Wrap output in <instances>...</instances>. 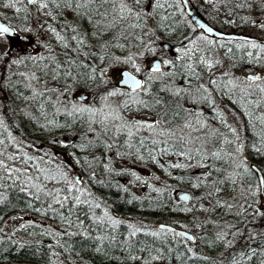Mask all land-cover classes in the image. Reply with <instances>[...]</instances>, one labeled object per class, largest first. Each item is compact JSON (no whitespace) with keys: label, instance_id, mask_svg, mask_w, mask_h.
Masks as SVG:
<instances>
[{"label":"snow or ice","instance_id":"obj_1","mask_svg":"<svg viewBox=\"0 0 264 264\" xmlns=\"http://www.w3.org/2000/svg\"><path fill=\"white\" fill-rule=\"evenodd\" d=\"M205 2L216 7L215 0H205ZM96 3L97 0H26V3H24V0H8V3L4 4L5 8H14L17 14L24 11L28 15H31L29 7L34 6L36 12L45 17L44 20H41L40 15L37 16V27L35 28L28 26L27 16L24 18V26L20 28H13L5 22H0V42L7 45L5 50L0 52V66L10 72L14 67L23 66L28 68L29 64L32 65L31 70L19 72V76L24 78L26 81L25 87L31 92V96L25 97V99L38 101L37 110L40 117L36 119L43 118L45 121L39 125L40 128L51 132L53 129L70 127L73 122L86 123L85 134L89 138L86 144L79 145L82 151L101 145L105 149L111 150L114 147H119L116 142L123 137L125 138L123 147L127 151L123 154L118 151L117 155L135 157L138 160H144L141 152L147 143L140 134L148 132L151 137L150 143L153 146V149L149 150V156L154 161L156 156L153 155V150L157 146L171 145L172 148L179 146L178 150L171 154L183 157L186 162H176L171 164L170 167L176 169L199 167L210 170L203 177L197 178V182L192 184L193 188H199L201 187V181L209 180L212 171H222L220 168L213 169L209 161H222L225 157L230 161L232 171L225 176L224 180L213 181L212 187L215 192L220 191V184L226 182L236 184L242 174L255 175L256 173L247 164L244 156V144L241 141L238 129L227 123L223 112L218 113V116L221 123L229 128L235 138L234 151L226 152L223 148L215 147L214 142L218 139H222L226 145L233 144V141L229 140L219 129H209L207 122L201 118L203 113L189 112L188 115L191 119H186L178 131L164 128L161 119L146 122L136 119L135 116H129L128 113L133 108L136 111L151 110L162 103L159 96L154 92V85L158 82L164 85L161 91L168 92L176 97H191L193 95L191 86L185 89L181 86L169 85L172 84L174 77L178 74L181 76L186 75L188 79L201 80L202 77L200 72L197 71L198 68L213 74L215 69H220V81L209 78L207 83L218 87L219 84L225 83V78H227L225 87L228 93L231 94L233 91L238 90L240 100L259 94L261 99L248 100V103L255 104L259 108L261 103L264 102V75L256 73L243 77L233 75L231 68L235 65L228 67L217 57L223 56L231 60L235 54L234 49L226 47L225 43L209 39L205 33H212V27L199 24L200 32L197 33V28L193 27L195 22H189L185 18L184 5L190 3V0H131V3H129V0H100V6L95 8V12L105 22L101 24L100 21H97L95 27L97 29L103 28L106 32H113L122 24H126L127 27L121 29L118 35H114L112 40H104L103 42H99L103 33L94 32L92 38L97 43H89L88 37L82 34L79 28L71 24L66 23L64 30H58L53 23L49 22V20L56 21L59 15H63L65 10L69 9L77 16L82 14L81 9L86 10L83 13L84 15H91L93 5ZM17 4H22L23 7H19ZM106 5L107 8H105ZM241 6L237 5V7ZM248 7L251 8L252 5L249 4ZM260 7L264 11V5ZM100 8H105V11L101 12ZM181 22L186 30L181 33L183 39H180L176 45L171 46L174 48L176 55L168 56L163 50L157 49L156 42L159 39L157 34L165 30H170L169 34L179 32ZM249 22L264 29V21ZM188 31H191L193 36H188ZM69 32L71 35L68 34ZM13 37H19L22 41H25L27 46L32 48V51L25 50L16 52L13 55L10 43ZM225 39L227 42H231L235 38L226 37ZM129 42H131L130 47ZM56 47L62 49V52L58 53ZM237 47L241 50L243 56L247 57L249 64H258L264 67V43H258L255 39L244 38ZM114 48L121 49L123 54H114ZM225 48L226 51L221 53L220 50ZM162 66L171 70L162 71ZM15 74L9 75L6 78L8 83L0 85V88L8 87L12 75ZM49 80L55 82L57 86L49 87ZM61 80L64 81L63 85H59ZM121 84L125 87L122 88ZM81 85L89 89L88 94L83 97V100L74 98L69 101L67 96L73 87ZM195 93L197 94L196 97L191 100L193 104L203 101L215 106L212 93L205 84L200 83L196 87ZM233 103H238V101H233ZM48 105H51L53 109L51 118L48 117L47 113ZM241 107L244 109L245 115L251 118L252 112L243 104H241ZM25 116L33 119L31 114L27 112H25ZM57 116L65 118L64 124L57 120ZM259 119L264 124V116ZM0 129L5 132L8 131L3 116H0ZM185 130L189 131L185 133ZM202 131L205 132L203 138L199 135H192L194 132L199 133ZM6 139L17 148L20 154L7 155L5 159H0V170H3L6 174L5 177H0V179H10L14 185L19 181L22 192L35 189L33 195L37 199H39V193L43 192L61 208L64 207L65 201L74 202L75 205L86 204L90 211L101 208V203L98 201L81 199L88 190L79 187L82 182L72 177L63 165H57L55 168L51 167V159H46L49 156L48 153H45L44 156H33L23 151V141L17 140L11 133H8ZM134 140L138 142L139 146L133 143ZM260 141L261 144H264V135H261ZM197 142H199L198 146ZM52 143L59 144L62 147L68 146L65 141L58 140L55 136L52 137ZM3 144L4 140H0V145ZM209 144H213V147H208ZM28 147H32V145H28ZM255 150L257 153L264 155V150L260 147ZM159 153L170 154L169 148L161 147ZM0 156H4L3 151H0ZM6 160L12 162L13 166H10ZM192 161H195V164ZM18 162L24 165L23 169L14 166ZM29 167L34 170L36 175L29 174L27 170ZM105 168L110 170L108 165H105ZM129 174L135 181H141V177L136 172L131 171ZM168 174L171 175V173ZM41 177L43 181H55L56 184L62 185V187L46 190V185L39 182ZM167 190V188H152V191L157 193H163ZM61 193H64V195H61ZM241 194L244 203L240 205L241 210L236 214L238 216L243 215L248 212L249 208H252L250 215L264 218V205H260L259 201L254 200L253 203L258 206L253 208V205L248 203L249 195L256 197L264 194V169L260 170V176L256 184L242 188ZM208 195H211V193ZM88 196H92V193L88 192ZM179 199L187 201L191 197L183 194ZM203 199H205L203 196L197 198L198 202ZM51 206L49 204V207ZM217 206H220L219 201H217ZM223 206L229 209L234 207L232 204ZM180 210L184 212L193 211L192 208ZM200 210L208 211L203 207ZM92 220L93 223L110 227L113 231L123 223L111 214L106 206L103 208V215L97 217L93 213ZM79 226L83 227L82 223ZM126 227L128 235L124 243L128 247L130 260H139L140 264H153L154 261L164 258L158 248L147 249V257L132 255L133 245L131 241L143 231L144 225L138 226L135 223H128ZM167 233H172L174 238L186 237L187 235L185 232H176L165 225H160L157 230L144 232L145 235H150L153 238L166 237ZM229 234L233 239L227 238ZM243 235L244 233H241L238 229L230 233L222 231L217 233L216 239L223 242L227 249L232 250L235 238ZM96 239L102 245L105 239L110 243L115 242L117 236H97ZM187 239L194 240L195 238L187 236ZM247 239L253 243L258 242L261 248L258 250L256 247H252L251 243L247 244L248 250H242L238 256H233L230 264H250L258 256L261 257L259 264H264V232L248 233ZM96 251H101V247H97ZM139 251L143 253L146 249L140 248ZM152 251H155L156 255H152ZM188 251L191 252L192 249L189 248Z\"/></svg>","mask_w":264,"mask_h":264},{"label":"trees","instance_id":"obj_2","mask_svg":"<svg viewBox=\"0 0 264 264\" xmlns=\"http://www.w3.org/2000/svg\"><path fill=\"white\" fill-rule=\"evenodd\" d=\"M229 1L232 3V5L235 3V7L237 5H242V0ZM6 3H8V0H0V12L1 10L6 9L4 7V4ZM17 6L23 7L22 4H17ZM99 6L100 0H97V3L93 5V11L91 15H84L83 13L86 11L84 9L80 10L82 13L80 16H77L70 9L65 10L63 15H59L57 20L53 21V24L58 28V30H64L66 23L79 28L80 32L88 37L89 43H97V41L92 38V34L97 31L103 33L99 42H103L104 40H112L114 35H118L120 30L126 28L127 25L122 24L113 32H106L103 28L97 29L95 27L97 21H100L101 24L105 22L95 12V8ZM107 7L108 6L106 5L105 8ZM30 8H32V6L29 7V9ZM105 8H100V11H105ZM13 10L15 11V9ZM24 14L25 12L21 11L18 18H23ZM0 16L12 23L10 17H6L1 13ZM110 19L111 18L109 17V20ZM90 20L92 21L91 23L89 22ZM230 28L233 31H240V26L238 24L232 25ZM169 31L170 30L159 32L158 35L170 41L171 45H176L175 42L179 41L180 38L183 37L181 33L186 30L184 29L183 23L181 22L179 32H172L169 34ZM68 34L71 35L70 32ZM222 41H224L226 47H232L234 49L235 54L232 60L236 62L238 67H244L245 65L248 66L249 63L247 62V57L243 56L240 50H237L236 46H234V41ZM130 46L131 42H129V47ZM58 49L59 53L62 52V49L59 47ZM224 51H226V48ZM113 52L116 55L123 54L122 50L118 48H114ZM81 59H83V57H81ZM225 59H227V57H225ZM258 66L262 67L261 65ZM69 83H71V81H69ZM59 84L63 85L64 81H59ZM80 87H83V89L87 88L83 85ZM221 87L224 91H227L222 84ZM7 92L10 95V100H5H9L7 105L11 109L14 123L21 126L23 131L28 134L27 136H29V138L32 137L33 139V137H35L39 141H42L43 145L44 143L46 145H57L52 143V137H56V134H65L67 131L69 133L70 130V136L73 135V130L77 127V125H72L74 122L70 127L53 129L51 132L42 130L39 125L45 121L43 118H40L39 120L36 119L37 117H40V113L37 110L38 101L36 106L30 104L32 100L26 99L28 102H24L25 97H30V91L28 92V90L24 89L22 85H17L15 83L11 84V86L7 88ZM155 92L160 98L163 97L161 90L156 89ZM196 95V93H193L192 96L196 97ZM239 96L240 95H238V98ZM244 100L245 102L239 101V110H243V114L245 113L244 109L241 107V104H243L249 111L252 112V122L255 121L261 124L259 118L262 116V112L258 114V108L255 107V104L248 103V100H252L251 98ZM176 103L177 102L174 101L171 102L165 107V110L168 111V108ZM26 106H28L29 110L27 113L31 114L33 119H29L27 116H25L26 111H23L22 109ZM204 106H207L206 103ZM157 109L158 107L155 106L152 108V111H156ZM47 113L48 117L51 118L53 113L51 105L47 106ZM57 120L61 124H64L65 122V118L62 116H57ZM246 120L248 123V119ZM248 124L244 125V136L246 137L244 156L246 158L247 164L252 165L255 163L258 165V167L264 169V155L257 153L255 150L257 147H260L262 150H264V144H261L260 141L261 135H264V125H258L254 123ZM77 143H79V141H76V143L74 142L69 146H72L71 151L74 154H77V157H80L82 155V150L81 148H76L78 147ZM146 147L150 148L149 150H152L151 148H153L151 145H147L146 143L141 152L143 156L148 149ZM208 147L212 148V144H210ZM178 148L179 146H177L176 149ZM216 148H221V146ZM154 152H156V150H153V153ZM157 158L158 157H156L155 161L144 159L143 162L152 168H155L156 166L159 167V159ZM209 163L212 164L213 169L220 168L222 171H212L211 177L209 179L211 180V184H201V187L199 188L192 187V184L197 182V177L189 173L191 168L181 169V171L173 175L171 179L166 178V181L170 180L169 182H171L170 187L167 188L168 190L164 191L163 193H152L148 197H139L135 195L130 189L125 188L123 184H121V182L116 178V175L108 176L107 179L102 183H99V181L97 186L94 185V188L97 192L101 193L104 197L110 200L119 213L130 214L134 217H141L144 215L151 218L154 217L157 222H170L177 227L184 228V224L181 222V219L184 218L183 215L187 214V212L181 211L180 209L189 208L190 206L195 209L194 204H192L194 194L197 195L202 189L204 190L207 188L211 190L213 196H216L215 193L217 192H215L212 187L213 181L224 180L225 176H227L229 173L227 169L231 167L230 162L227 161V159L222 161H209ZM208 171L210 170L207 169V172ZM95 173L98 174V171H95ZM257 179V173L255 175L242 174L241 178L238 179L236 184H232L231 182L220 184V191L218 192L220 197L217 198L220 202V206H217V201H214L213 206H211L210 210L207 211V215L216 217L221 225H226L229 222L234 223V231H236L238 227L245 228V230H243L244 232H242L244 235L242 237L238 236L235 238L234 248L232 250L227 249L223 242L218 241L215 237L209 236L208 234L204 235V237L196 235L194 242L184 240V237L174 238L172 233H167V236L162 238H153L150 235L139 234L136 239L131 241L133 245L131 250L132 255L147 257V249L158 248L160 249L164 258L154 261L153 264H230L233 256H238L242 250H248L246 245L249 243H251L252 247H256L259 250L261 245L258 242L253 243L248 241L247 234L251 233L249 225L256 224L264 220V218L250 215L252 208H249L244 219L236 214L241 210L240 205L244 203L243 196L241 194L242 188H245V185L254 186L257 182ZM209 180H207L208 183ZM230 184L231 186L227 187ZM125 189H127V191H125ZM179 189L188 190L193 194L190 201L185 203L175 196L176 193H174V191ZM31 192L32 191L22 192L20 190L18 181L15 185L11 182L2 183L0 185V221L3 217H7L15 212H30L40 217H44L47 220H51L56 225L58 230L51 232L27 227L25 230H23V241H1L0 264H56V258L59 256L68 261L70 264H72V260L75 261V264H140L139 260L132 261L129 259V250L127 245L124 243V241L127 239L124 226L113 231L110 227L93 223V214L85 204L75 205L74 202L70 203L69 201H65L63 208H61L59 205L56 207H49V204L44 199H42L40 196L39 199H37L36 196L33 195L35 191L32 193ZM259 199H262V194L256 197L249 195L248 203L252 204L254 208L256 206H254L255 203H253V201H258ZM228 201L234 205V207L231 209L223 206L228 204ZM195 211L198 212L199 210L196 209ZM81 223L83 227L79 226ZM207 223L211 226V222H209V220H207ZM260 228H264V224L260 225ZM108 235L117 236V240L110 243L107 239H105L101 245V243L96 239L97 236ZM227 238L233 239L230 234ZM190 243L197 246L194 252L188 251V245ZM97 247H101V251L97 252ZM140 248H145L146 251L142 253L139 251ZM151 254L156 255V252L152 251ZM54 257L55 261H53V263L50 262V259ZM260 259L261 257L258 256L253 261H251L250 264H259Z\"/></svg>","mask_w":264,"mask_h":264},{"label":"rangeland","instance_id":"obj_3","mask_svg":"<svg viewBox=\"0 0 264 264\" xmlns=\"http://www.w3.org/2000/svg\"><path fill=\"white\" fill-rule=\"evenodd\" d=\"M25 1V0H24ZM26 3V2H25ZM129 3H131V0H129ZM216 7H213L211 3H206L205 0H191V4L194 8H196V11H198L200 14H202L205 18L208 19L212 24H214L216 27L224 28L225 30L231 31V26L238 24L240 26V32H245L253 35H257L260 37L263 36V31L260 27L257 25H254L253 23L249 21H264V11L261 10V5H264V0H242V6L241 7H235L230 3L229 0H215ZM251 4L252 7H248V5ZM240 8V9H239ZM14 8H6L5 10H1V14L10 17L12 20V25L15 28L23 27L25 24V16H27V24L29 27H37L36 25V18L38 15H40V19L44 20L45 17H43L41 14H38L36 12V9L34 6L29 9V12L31 15H28L27 13L24 14L23 18H18L20 13L17 14L14 10ZM186 17V15H185ZM188 19V18H187ZM189 20V19H188ZM190 21V20H189ZM50 23H53V21L49 20ZM188 36H193V33L191 31H188ZM200 31H197L199 34ZM26 35V34H22ZM158 35V34H157ZM159 36V35H158ZM211 40H216L219 43H224L221 39H215L208 36ZM180 39H183L181 37ZM163 37L159 36V39L156 42L157 49L163 50V52H166L168 56H174L176 55L174 49H165L163 47L164 42ZM226 41V39H225ZM178 42V41H177ZM177 42H175L177 44ZM241 42L240 41H234V46H236L237 50H240L237 45ZM13 55L16 54V52H23V51H32V48L27 46V43L25 41H22L19 37H13L10 41ZM53 45L55 46V41L53 40ZM6 44L4 42H0V52H3L6 48ZM56 51L59 53L58 47H56ZM224 49H221L220 52L223 53ZM241 51V50H240ZM174 53V54H173ZM242 56V55H241ZM217 58L222 60V63L226 64L228 67H231L233 64L235 67L231 68L233 75L237 77H243L248 74L257 73L260 71V75L263 73V67H259L258 64H248V66H241L238 67L236 62H234L232 59L228 60L225 59L223 56H218ZM32 65L29 64L28 68H24L23 66L14 67L11 69V71H6L3 66H0V85H3L7 82V77L11 75L12 73H16L15 75H12V79L10 82L11 84H17L22 85L24 89H27L28 92L30 91L28 88L25 87L26 81L24 78L19 76V72H25L31 70ZM171 69H168L167 67H164L162 71H170ZM198 72H200L202 79L201 80H195V79H188V77L177 75L174 77L173 82L169 86H181L185 89H188L189 86H191L192 94L195 93L196 87L203 83L206 87H209L210 92L212 93V97L215 101V106L201 101L200 103L193 104L191 100L195 98L194 96L191 97H176L170 95L168 92H162L163 97H159L162 101L160 105H158V109L156 111L151 110H142V111H136L135 108L132 109L130 113H128L129 116H135L140 118H147V119H161L163 122V127L166 129H172V130H179L181 126L184 124L186 119H191V117L188 115L189 112H197V113H203V116L201 117L203 120H205L208 124L209 129H219L221 133H223L229 140L233 141V144L226 145L224 144L222 139H218L214 142L215 147L221 146V148L224 149V151H234V144H235V138L233 137L231 131L228 127H226L223 123H221L220 118L218 116V113L223 112L224 116L227 119V123L231 125L232 127H235L238 129L239 136L241 138V141L245 145L246 143V137L245 135V128L244 125L249 124H258V125H264L259 124L258 122L253 121L252 118L249 116L243 114V110L240 109L239 101L245 100H239L240 96L238 98L239 92L238 90L233 91L231 94L228 93V91H224L221 87V84L223 87L227 90L225 87V83L219 84V86H211L207 82L209 78L216 79L217 81H220L221 75L220 69H215L214 74L209 73L207 70H201L200 68L197 69ZM264 75V74H263ZM46 80L48 78L45 77ZM60 85V84H59ZM49 87H55L57 86L56 83H53L49 80L48 83ZM0 88V116H3L7 125L8 131L5 132L3 129H0V140H4V144L0 145V151L4 152V156H0V159H5L7 155H19L20 153L17 151V148L14 147L10 141L6 139L8 133H11L12 136L16 137L17 140L23 141V151L28 152L30 155L33 156H44L45 153H48L49 156L46 157V159H51V167L55 168L57 165H63L67 171L70 173V175L74 178L79 179L82 183L79 185V187L87 189L88 191L84 193V196L81 197L82 200H95L101 203L100 209H94L92 214L94 213L97 217L103 215V208L106 206L110 213L115 215L117 218H119L123 223L120 227L124 226V230L126 232V236L128 235V229L127 224L128 223H135L138 226L144 225V229L141 233L144 232H150L153 230H157V221L151 217L148 216H141V217H134L130 214H124L119 213L115 206H113V203L108 200L106 197H104L101 193L97 192L94 188V185L97 186L98 182L102 183L107 179L110 175H116V178L123 184L125 188L130 189L135 195L142 197L146 196L148 197L150 194H154L155 192L152 191V188H160L165 189L169 188L171 182L170 180H165L166 178L171 179L173 175H175L177 172L181 171V169H176L170 167L171 164L176 162L184 163L186 162L183 157H179L175 154H171L176 152L178 149L172 148L171 145H159L154 150L156 152L153 153L157 159H159V167L156 166L155 168L149 167L148 165L143 162L144 160H138L135 159V157H130L126 155H117V152L125 153L127 149L123 147V141L125 138H121L116 143L119 145V147H114L111 150L105 149L102 145L97 147H91L87 148L86 150L82 151V155L80 157H77V154H74L71 151V147L69 146L73 144L76 141L77 143L76 148H79V145L86 144L87 139L89 138L86 136V129L87 124L81 123V122H74L72 125H77L76 129L73 130V135L70 136V130L69 133H58L56 134V138L58 140H63L67 143V147H62L61 145H46L42 141H39L37 138L32 137L29 138L27 136L21 126L16 125L13 120V115L11 114V109L7 105V102L10 100V95L7 92V88ZM122 87V86H121ZM164 87L161 83H156L154 85V92L156 89L161 90ZM230 87V86H229ZM123 88V87H122ZM89 89L76 86L73 87L72 91L68 94L67 99L71 101L76 96H80L83 94H88ZM30 96L31 93L29 92ZM156 94V92H155ZM251 98L252 100H258L261 99L259 94L253 95L251 97H247L246 99ZM9 99V100H5ZM54 99V97H53ZM177 102L173 106H170L168 108V111H166L165 107L168 106L171 102ZM233 101H238V103H233ZM26 101V99L24 100ZM206 105L208 106H204ZM160 106V107H159ZM256 107V106H255ZM30 109V107H29ZM23 111L29 112L28 106L23 107ZM262 112V113H261ZM257 113H261L262 116H264V102L261 103L260 108L257 109ZM256 113V114H257ZM11 114V115H10ZM214 117H213V116ZM255 115V114H254ZM248 119V123L247 120ZM248 124V125H249ZM189 130H185V133H187ZM206 131V130H205ZM140 135L143 136V138L147 141V145H151L150 143V135L148 132H143ZM193 136H201L202 138L205 136V132H199V133H192ZM163 139V137H161ZM174 139V138H173ZM133 143L138 145L137 141H133ZM28 145H32V147H28ZM199 145V142H197V146ZM210 145V144H209ZM208 145V146H209ZM152 146V145H151ZM153 147V146H152ZM161 147H168L170 154H160L159 148ZM213 147V144H212ZM148 148V147H146ZM149 149L148 148L145 152L144 159H148L149 161H152L153 159L149 156ZM153 149V148H151ZM225 159L228 158L225 157ZM79 161V162H78ZM86 161V162H85ZM7 163L12 165V162ZM230 162V161H229ZM31 163V162H30ZM193 164H195V161H192ZM105 165L109 166L110 170H106ZM251 166V164H248ZM14 166L24 168V165L21 163H16ZM47 166V165H44ZM99 169V170H98ZM189 169V168H187ZM29 174L36 175L34 170L32 168L27 169ZM230 173L232 171V167L227 169ZM95 171H98V174L95 173ZM131 171L136 172L138 176L141 177V181L137 182L134 180V178L129 174ZM189 171V170H188ZM207 172V169L205 168H199V167H192L191 171H189L190 174L195 175L198 177H203L204 174ZM122 173V174H118ZM168 173H171L169 175ZM256 173V172H255ZM97 176H96V175ZM6 174L3 170H0V177H5ZM159 178V179H157ZM146 181V183H144ZM5 182H11L10 179H0V185ZM19 182V181H18ZM40 183H43L46 185V190H54L57 187H62V185L56 184L55 181H43V178L41 177ZM201 184L209 185L211 184V180H209V183L207 181H201ZM151 185V187H149ZM228 185L227 187H230ZM245 188L248 186L245 185ZM181 190L174 191L175 196L179 198V194H181ZM29 191L34 192L35 189H30ZM187 191V190H183ZM31 192V193H32ZM88 192L92 193V196H88ZM211 193V190L205 188L204 190H200L199 193L196 195L194 194V199L192 201V204H194V207L192 208V212H187V214L183 215V219H181V222L184 224V229L191 231L194 235L204 237V235H209L216 238V235L218 232H232L234 231V223H227L226 225H221L220 222L216 219L214 216L207 215V211H201V207L210 210L211 206H213L214 201H218V197L220 195L218 193H215L216 196L208 195ZM61 195H64V193H61ZM191 193V197H192ZM39 196L44 199L48 204H51L52 206H57L54 202H52L51 198L46 196L43 192L39 193ZM205 197V199L200 200L198 202V197ZM259 204L264 205V197L262 199H259ZM228 204H231L230 201H228ZM86 205V204H85ZM254 206H258L255 204ZM198 209L199 211L196 212L195 210ZM249 210V209H248ZM246 213L243 215H240L242 219L246 217ZM207 220L211 222V226L207 223ZM264 224V220L249 225L251 233H257V232H264V228H260V225ZM34 226V227H31ZM33 228V229H39L42 231H57L58 228L56 225L51 221L47 220L44 217H40L34 213L30 212H15L10 214L7 217H3L0 221V242L3 240H12L13 242H19L23 241L24 235L23 230L25 228ZM116 229V230H117ZM241 233L245 230L244 227H238L237 228ZM138 234V235H139ZM137 235V236H138ZM231 235V234H230ZM134 237L133 239L137 238ZM132 239V240H133ZM184 240H188L185 238ZM196 245H192L190 243L188 245V248L192 249V252H194ZM56 264H70L68 261L64 260L62 257L56 258ZM72 264H75V261L72 260Z\"/></svg>","mask_w":264,"mask_h":264},{"label":"water","instance_id":"obj_4","mask_svg":"<svg viewBox=\"0 0 264 264\" xmlns=\"http://www.w3.org/2000/svg\"><path fill=\"white\" fill-rule=\"evenodd\" d=\"M184 8H185V12L190 17L191 22H195L194 24H195V26H196L197 29H199V24H204L207 27H212L213 28V32L212 33H206L209 36H215V37H219V38H222V37H225V38L226 37H234L235 39H241V40L244 39V38H249V39H255L256 41L261 40V41L264 42V39H259V38L255 37V36H250L248 34L237 33V32H230V31L229 32L220 31L217 28H215L213 25H211L210 23H208L207 21H205L203 18H201L195 11H193L194 9L191 7L190 3H185ZM0 22H5L9 26H11L7 21H5L4 19H2L1 17H0ZM11 27H13V26H11ZM163 45L166 48V50L169 48V44L164 43ZM257 74H259V73H257ZM121 85H123V84H121ZM138 120H142V121H146V122L147 121H152V120H148V119H138ZM252 167L255 168V170L257 171L258 175L260 176V170L261 169L259 167H256V165H254ZM183 194H187V195L190 196V193L189 192H182L181 195H183ZM187 201H189V200H187ZM187 201H184V202H187ZM160 225H165V226L170 227V228H172V229H174V230H176L178 232H181V231L182 232H185L187 234L186 237L187 236H192V237L195 238V236H194V234H192V232H190L188 230H185V229L177 228V227H175L172 224H169V223H160V224H158V226H160Z\"/></svg>","mask_w":264,"mask_h":264},{"label":"flooded vegetation","instance_id":"obj_5","mask_svg":"<svg viewBox=\"0 0 264 264\" xmlns=\"http://www.w3.org/2000/svg\"><path fill=\"white\" fill-rule=\"evenodd\" d=\"M86 95H87V93L86 94H83V95H80V96H76L74 98H80L81 100H83V97L86 96ZM36 103H37V101L32 100V102L30 104L36 106Z\"/></svg>","mask_w":264,"mask_h":264},{"label":"bare ground","instance_id":"obj_6","mask_svg":"<svg viewBox=\"0 0 264 264\" xmlns=\"http://www.w3.org/2000/svg\"><path fill=\"white\" fill-rule=\"evenodd\" d=\"M155 246H156V245H155ZM53 261H55V257L50 259V262L53 263Z\"/></svg>","mask_w":264,"mask_h":264}]
</instances>
